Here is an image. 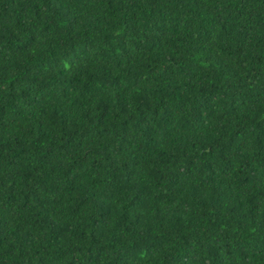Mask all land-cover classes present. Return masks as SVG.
I'll list each match as a JSON object with an SVG mask.
<instances>
[{"label": "trees", "instance_id": "1", "mask_svg": "<svg viewBox=\"0 0 264 264\" xmlns=\"http://www.w3.org/2000/svg\"><path fill=\"white\" fill-rule=\"evenodd\" d=\"M0 264H264V0H0Z\"/></svg>", "mask_w": 264, "mask_h": 264}]
</instances>
